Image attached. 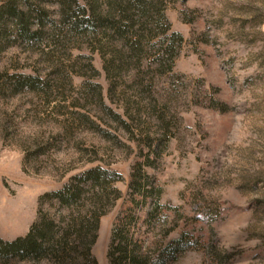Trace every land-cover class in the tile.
I'll return each mask as SVG.
<instances>
[{
    "label": "rangeland",
    "instance_id": "1",
    "mask_svg": "<svg viewBox=\"0 0 264 264\" xmlns=\"http://www.w3.org/2000/svg\"><path fill=\"white\" fill-rule=\"evenodd\" d=\"M150 1L142 15L133 0H80L94 26L72 28L59 0H31L57 28L0 50V238L25 236L44 218L59 237L79 227L56 199L40 198L101 165L121 174L122 197L101 217L97 264L111 263L133 171L161 190L146 202L137 194L130 236L140 252L157 258L181 238L168 264H264V0ZM111 17L122 36L102 23ZM15 74L40 83L14 93ZM154 200L163 208L150 221ZM71 257L49 250L0 264H91Z\"/></svg>",
    "mask_w": 264,
    "mask_h": 264
},
{
    "label": "trees",
    "instance_id": "2",
    "mask_svg": "<svg viewBox=\"0 0 264 264\" xmlns=\"http://www.w3.org/2000/svg\"><path fill=\"white\" fill-rule=\"evenodd\" d=\"M132 1V0H130ZM131 5L140 10L145 15L153 2L150 0H133ZM59 15L62 23L70 25L72 28L82 24L94 26V11L92 16H85L87 5L84 6L80 0H59ZM129 4V3H128ZM35 13V17H34ZM113 13V12H112ZM48 12L44 8H35L31 0H4L0 5V50L11 45L18 40H37L48 33L47 23L57 28L54 19L47 20ZM32 18L36 19V26ZM101 20V18H98ZM110 21V26L122 36L123 31L120 21L114 18L103 19L102 23ZM46 29V30H45ZM48 30V31H47ZM52 29H50L51 31ZM49 34L52 35L50 32ZM174 35H180L175 33ZM14 37V38H13ZM182 39V38H181ZM13 92L24 89L33 90L40 83L37 76L31 74H15L10 77ZM145 177L144 173L133 171L130 175L129 183V205L125 207L117 216L112 228V243L109 251L111 263L116 264L117 260L125 257L131 264H168L175 261L178 255L183 252L180 245L183 240L175 239L158 248L157 258H153L152 250L140 252L142 247L139 241L133 242L130 236L131 225L139 219L137 214L140 201L137 194L143 198L141 202H146L148 196L160 194V188H145L139 180ZM121 180L118 171L110 170L101 165L90 167L82 173L74 176L72 181L65 184L61 189L44 194L40 201L45 198H54L59 204L68 208L71 221L80 219V226L64 230L63 236L59 237L56 224L53 219L46 218L38 222L36 220L29 232L25 236H19L12 240L0 238V256H18L20 258L41 257L45 252L52 251L57 258H70L72 253L78 252L91 264H97V260L92 255V246L98 238L100 220L108 212L110 206L122 197L121 191L114 185V182ZM140 199V198H139ZM163 207L158 200H154L151 210L148 212L150 221ZM41 214V210L38 211ZM78 214V217L75 214ZM76 235L78 242L69 240L68 237ZM133 245L132 250L129 246ZM79 248H82L79 250ZM120 251L123 256L113 258L114 252Z\"/></svg>",
    "mask_w": 264,
    "mask_h": 264
}]
</instances>
